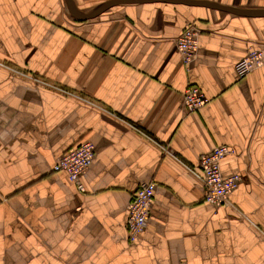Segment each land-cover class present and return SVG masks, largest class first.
Masks as SVG:
<instances>
[{"label": "crops", "instance_id": "crops-1", "mask_svg": "<svg viewBox=\"0 0 264 264\" xmlns=\"http://www.w3.org/2000/svg\"><path fill=\"white\" fill-rule=\"evenodd\" d=\"M73 1L84 14L115 2L80 20L66 0H0V264H264V63L235 70L264 48V0ZM189 24L187 67L176 40ZM190 83L210 98L194 111ZM84 140L96 155L81 192L53 165ZM221 144L223 174L244 181L216 206L190 168ZM144 181L157 189L132 243Z\"/></svg>", "mask_w": 264, "mask_h": 264}, {"label": "built area", "instance_id": "built-area-1", "mask_svg": "<svg viewBox=\"0 0 264 264\" xmlns=\"http://www.w3.org/2000/svg\"><path fill=\"white\" fill-rule=\"evenodd\" d=\"M200 29L195 25L189 24L177 37V45L181 52L183 63L189 67L197 58L199 50ZM264 63V48L262 46L252 47L247 55L239 60L235 65L237 75L242 78L250 71L261 67ZM16 73L34 80L35 82L45 83L38 77L30 73L13 69ZM67 92L64 89H61ZM84 101L96 105L90 99L84 96ZM183 104L188 111H194L205 106L210 98L205 91L196 83H190L183 91ZM101 107L104 111L108 109ZM111 114V112H110ZM135 128L141 132L140 128ZM232 152L229 145H216L209 152L200 155L197 167L190 168L202 181L205 188V201L216 206L229 204L231 194L244 181V175L241 172H234L230 175H224L221 169V160ZM96 155L95 144L91 140H84L77 145L69 147L66 151L56 157L53 169L55 171H64L68 178L77 189L85 191L83 176L92 165ZM157 183L154 181H144L132 192L127 205L126 226L128 239L132 243H138L141 239L150 215L154 200Z\"/></svg>", "mask_w": 264, "mask_h": 264}, {"label": "water", "instance_id": "water-1", "mask_svg": "<svg viewBox=\"0 0 264 264\" xmlns=\"http://www.w3.org/2000/svg\"><path fill=\"white\" fill-rule=\"evenodd\" d=\"M114 2L115 1H110V2L102 5L101 7H99V9H97L94 12L88 13V14H84V13L79 12V10H78V8L75 5L73 0H66L67 6H68L70 12L72 13V15L74 17H76L77 19H80V20L92 19V18H95V17L99 16L104 10H106ZM222 8H225V7H222Z\"/></svg>", "mask_w": 264, "mask_h": 264}]
</instances>
